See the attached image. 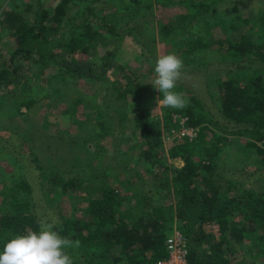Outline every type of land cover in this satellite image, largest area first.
Segmentation results:
<instances>
[{
    "label": "trees",
    "instance_id": "obj_1",
    "mask_svg": "<svg viewBox=\"0 0 264 264\" xmlns=\"http://www.w3.org/2000/svg\"><path fill=\"white\" fill-rule=\"evenodd\" d=\"M239 1L32 0L0 13V33L14 42L9 57H0V92L15 87L11 102L0 96V114L29 122L45 111L46 124L52 122L47 126L58 130V138L76 126L87 129L86 141L93 147L96 141L100 150L98 141L114 143L106 173L86 177L70 168L46 178V196L53 200L56 195L57 203L73 199L69 215L55 228L80 242L67 250L74 264H156L167 257L165 244L174 229L188 241L190 264H264V178L232 177L238 164L249 161L264 170V8L245 17L236 7ZM109 2L116 7L107 8ZM213 5L228 6L225 16ZM176 7L183 11L175 13ZM217 27L222 38L214 36ZM128 43L137 59L143 58L137 67L121 57ZM155 46L201 67L208 55L219 53L226 68L216 71L210 87L226 124L188 90L177 91L189 104L164 108V125L179 129L175 113L199 133L193 141L175 139L168 151L159 116L147 119L141 109L144 95L157 92L151 84L154 68L146 65L144 54ZM26 63L30 67L25 69ZM253 66L259 69L249 77L246 71ZM81 79L101 89L84 94L78 90ZM61 107L60 117L51 114ZM65 121L69 127L60 131ZM229 150L230 169L225 165ZM47 163L57 166L53 160ZM130 170L133 181L126 175L113 178ZM148 174L151 188L141 190ZM0 183L2 248L16 234L38 230L40 221L23 175Z\"/></svg>",
    "mask_w": 264,
    "mask_h": 264
},
{
    "label": "rangeland",
    "instance_id": "obj_2",
    "mask_svg": "<svg viewBox=\"0 0 264 264\" xmlns=\"http://www.w3.org/2000/svg\"><path fill=\"white\" fill-rule=\"evenodd\" d=\"M6 1L0 0V7L3 5L2 9H0V13L4 9H9L16 2H32V0ZM174 1L177 2L180 0ZM235 4L236 7L240 11H242V14L245 17L257 15L259 11L264 8V0H241ZM105 5L107 6V8L116 7L115 2H109ZM33 6L34 8H36L35 4ZM212 9L213 11L221 12V16L224 17V13L227 11L228 6L213 5ZM171 10L173 9L171 8ZM182 11L183 10L178 7L174 9V12H177V14H180ZM155 14L159 15L158 10H155ZM141 26L143 27L142 24ZM217 28L218 29H216L214 36L216 38H222V35L220 33L221 29L219 27ZM136 36L141 37L142 35L140 36L138 33H136ZM123 37L126 41H129L128 36L124 35ZM12 43L14 42L10 39L7 33H0V57L1 55L5 58L9 57V52L12 51L14 47L12 46ZM131 46L132 43H128L125 48H123V50H125L123 51V55L121 54V57L122 59H124L127 65L131 67H137L140 65V63L143 62V58L139 57L137 59L138 53L134 51V49H131ZM144 54L146 55V65L154 68L157 58L161 55L169 54V52L166 53V51L161 47L155 46L148 49V54L146 53V51L144 52ZM223 57L224 56L219 53L210 54L205 58V65L203 67L198 66L196 63L186 64L183 62L184 68L182 70V76L178 81L175 90H188L193 96L198 98L205 109L209 110L214 118H216L220 122V124L225 125L226 123H224V121L218 115L219 113L214 98L213 88H210L214 87L215 77L218 76L216 71L222 72L226 69L224 68V65L220 64ZM91 61L96 64H99L101 62L99 59H91ZM29 67L30 64L26 63L25 69ZM252 68L254 69H248L246 71V75L249 77H253L255 74V70L259 69L256 66H253ZM208 74H212L211 77L206 76ZM23 75L24 73L22 72L21 76ZM57 75L59 79H63L65 74L62 72V70L57 69ZM14 89L15 87L13 88V90L12 88L2 89L0 92L1 98L7 99V102H11L10 99L14 97L15 93ZM100 89L101 87L99 84H92L90 82H87L85 79H81L79 81L78 90L89 96L96 94V92L98 93ZM16 97L19 96L16 95ZM158 98V92L146 93L141 104V109L143 110V113L147 119L155 115L159 116L160 131L163 136L162 138L164 146L166 148V151H168L167 149H169L172 142H174L176 139L175 135H172L171 132L176 131L177 129L167 130L162 118L164 108L161 107L156 109ZM7 105H9V103H7ZM59 109L52 110L51 114H53V116L57 115L58 117H60L61 111L62 109H64V107H61V110ZM155 109L156 111H154ZM23 112H25V109H23ZM46 115L47 114H45V111H43L41 118H31L29 122H25L23 117H17L15 120L11 121V116H9L8 113L6 115L0 114V181L2 179L16 181L18 180L20 175H23V177L26 178V181L31 187V196L29 200L32 210L39 218V221L47 217L55 222L54 226H57L62 223V218L64 216L69 215L73 199H71L70 197H64L61 203H57L56 201H54L56 199V195L53 196V200L50 198L51 196H46V193L50 190L46 178L51 174L57 175L70 168L73 171L80 172L82 175L85 174L86 177L102 175L106 173V168L110 164V157L114 156L112 154V151L115 152V150L113 146L114 143L109 139L104 140L103 142L98 141V143H101V149L103 150H100L95 146L97 141L95 142L94 147L91 146L88 141H86L87 129L80 130L76 126L72 127L69 130L70 135H64L58 138V130L52 127H48L52 124V122L46 124ZM174 115L177 114L173 113L172 116ZM69 122L65 121L60 123V131H66L69 127ZM52 136H56L55 139L57 141H50V139H48ZM47 145H50V147H47ZM229 151L230 152H226L228 153V159L225 162V165L228 169L233 168L234 166L231 150ZM97 152L98 154H96ZM95 154V159L93 158V160H89L90 157L94 156ZM130 154L134 158L136 157L135 152H131ZM37 159L39 160L38 163L35 162ZM50 160L55 161L57 166L52 163H47ZM168 161L170 164L173 162L170 159ZM136 164V161L132 162L133 166H135ZM90 165H92V167ZM237 166V172H235L232 176L234 179L249 181L250 179L252 180L259 177L264 178V170H257L251 161L246 162V164L240 163ZM40 167H42L43 170L40 169ZM95 169L98 170L96 171ZM143 169L144 168H141V171H143ZM133 173L134 170H130L128 172H125L124 174L122 172H118L113 176V178L115 179V181H117L118 175H126L133 181ZM242 173L245 176L240 175ZM151 179L152 175L148 174L146 180L143 183L140 182V189H150L152 185ZM1 187L2 184L0 183V188Z\"/></svg>",
    "mask_w": 264,
    "mask_h": 264
},
{
    "label": "clouds",
    "instance_id": "obj_3",
    "mask_svg": "<svg viewBox=\"0 0 264 264\" xmlns=\"http://www.w3.org/2000/svg\"><path fill=\"white\" fill-rule=\"evenodd\" d=\"M184 64L175 53L161 55L154 65L152 86L160 96L157 108L184 109L189 101L175 89L182 76ZM156 109L154 111H156ZM54 221L45 217L38 230L16 234L0 248V264H74L67 251L79 247V241L62 236Z\"/></svg>",
    "mask_w": 264,
    "mask_h": 264
},
{
    "label": "built area",
    "instance_id": "obj_4",
    "mask_svg": "<svg viewBox=\"0 0 264 264\" xmlns=\"http://www.w3.org/2000/svg\"><path fill=\"white\" fill-rule=\"evenodd\" d=\"M173 121L179 126V129L171 132L172 135H175L177 140L188 139L193 141L198 138L199 131L197 129L188 128L186 126V118L174 115ZM165 251L167 257L156 264H190L188 241L179 230L174 229L172 234L168 236L165 244Z\"/></svg>",
    "mask_w": 264,
    "mask_h": 264
}]
</instances>
